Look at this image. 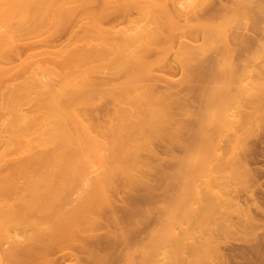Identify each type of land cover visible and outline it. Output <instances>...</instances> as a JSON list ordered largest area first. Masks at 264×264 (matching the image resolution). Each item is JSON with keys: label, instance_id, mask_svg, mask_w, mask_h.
I'll return each mask as SVG.
<instances>
[{"label": "rangeland", "instance_id": "1", "mask_svg": "<svg viewBox=\"0 0 264 264\" xmlns=\"http://www.w3.org/2000/svg\"><path fill=\"white\" fill-rule=\"evenodd\" d=\"M157 2V24L138 7L106 10L97 0L59 25L48 16L34 22L13 45L0 42V93L15 88L14 101L0 104V201L28 194L29 175L43 170L32 165L9 185L10 166L21 159L6 141L18 131L39 140L37 128L17 116L34 111L48 90L30 77L39 65L56 68L60 59L100 51L79 69L83 82L73 93L79 104L72 108L92 135L111 132L120 112L132 106L124 98L138 88L158 111L111 174L108 164L80 166L79 177L69 174L58 187L62 172L47 173L53 195L44 199L51 207L40 230L14 227L20 242L12 259L6 255L11 240L0 236L1 261L264 264V0ZM89 11L98 14L96 25L87 26ZM137 25L148 27L140 64L123 65L120 54L101 49L102 40ZM101 29L107 33L101 36ZM57 82L52 78L50 85ZM135 105L140 109L141 103ZM149 108L142 111L149 114ZM16 141L25 147L24 140ZM32 151L47 150L35 143ZM98 180L103 188L95 187ZM54 207L76 224L69 230L58 225Z\"/></svg>", "mask_w": 264, "mask_h": 264}, {"label": "bare ground", "instance_id": "2", "mask_svg": "<svg viewBox=\"0 0 264 264\" xmlns=\"http://www.w3.org/2000/svg\"><path fill=\"white\" fill-rule=\"evenodd\" d=\"M96 1L0 0V42L4 43V47L13 45L16 36L19 35L18 33L24 28L30 27V25L33 27L34 22L41 24L40 20L48 16L51 17L53 24H56L61 22L63 18L70 16L74 11L81 8L86 9V7ZM103 6L106 10L138 7L145 18H149L155 24L159 20L152 12L155 9L154 7L159 6L157 0H103ZM90 12L89 15L91 14ZM97 15L94 12L92 17H90L92 20L88 21L87 26L97 24ZM38 26L41 27V25ZM147 28V25L124 28L119 31L117 38L102 40L101 49L111 54H120L123 65H129L132 62L138 65L140 64L139 51L142 46H146V43L143 42V35L148 31ZM103 33L106 34L107 32L101 29L99 34L102 36ZM17 38L19 39L20 37ZM100 56V51H94L87 56L74 54L66 60L60 59L56 68L50 69L44 65H39L37 71L30 74L32 80H38L48 90L38 100L34 111H19L17 116L26 126L34 125L37 128L39 140L37 139L35 143L45 148L48 152L46 151L45 154L33 153L34 141L27 138L28 135L20 131L16 132L14 139L10 138L6 141L8 151L14 150L15 154L21 159L13 167L10 166L11 170L8 171L11 188L15 185L13 182L14 175L27 171L32 165H41L43 168V170L40 168L42 172L38 175H29L27 183L28 194L19 193L13 199L9 198L0 201V236L7 237L13 244L11 245L12 249H9L10 253H6L7 256L10 254L8 258L12 259V257H15L16 253L14 251L16 252L17 249L15 246L20 242L17 239V234L14 233V227L18 224L31 225L40 230V226L45 220L43 216L46 210L51 207V202L44 201V199L52 198L53 195V193L51 194L52 189L49 186V179L46 177L47 173L52 172L53 168L54 171L62 172V176H64L58 187L66 185L67 175L69 174L79 177L80 166L98 169L108 164L106 172L111 174L119 167L115 163L116 159L128 156V151L137 144V135L145 137L144 134L147 130L145 125L158 114V111L151 105L152 97L138 88L136 89L138 91L135 90L136 93L133 96L130 95L124 98V102L132 106L120 112L118 121L111 127V132L102 136L92 135L90 128L79 121L77 110L72 108L73 105L79 104V99L73 93L79 88L80 83L83 82L81 79L78 80L79 76L77 77L79 69L90 59H98ZM52 78H56L59 82L56 83V87L52 84L50 85ZM132 79L133 77L130 80ZM1 80L0 78V89L4 86ZM7 90L5 93H0L1 105L10 104L14 101L13 92L15 88L9 86ZM137 102L141 103L140 109L135 105ZM142 106L151 107L149 108V114L142 111ZM208 118L209 121L210 118L212 119V117ZM68 119L74 124L73 127H69ZM132 119L135 122H132ZM222 121L224 124L228 123L227 116L224 114H222ZM218 132L220 134L221 130ZM20 139L25 141V147L16 146V140ZM102 186L101 180L95 182L96 188H101ZM0 188V190H3L2 187ZM52 211L57 218V224L61 227L63 226L66 230L71 229L76 224V220L73 217L56 212L55 207ZM86 212L83 211L82 214ZM33 217H36V219ZM55 234H57V230ZM165 259L167 258H164L161 264H167ZM0 264H7V262L0 260Z\"/></svg>", "mask_w": 264, "mask_h": 264}]
</instances>
